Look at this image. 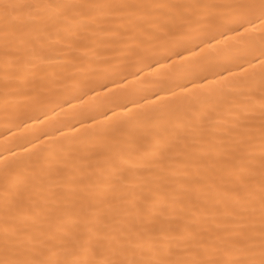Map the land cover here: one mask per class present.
<instances>
[{"label":"snow or ice","instance_id":"obj_1","mask_svg":"<svg viewBox=\"0 0 264 264\" xmlns=\"http://www.w3.org/2000/svg\"><path fill=\"white\" fill-rule=\"evenodd\" d=\"M0 114V264H264V0H0Z\"/></svg>","mask_w":264,"mask_h":264},{"label":"bare ground","instance_id":"obj_2","mask_svg":"<svg viewBox=\"0 0 264 264\" xmlns=\"http://www.w3.org/2000/svg\"><path fill=\"white\" fill-rule=\"evenodd\" d=\"M130 89L131 90L129 91L120 92V98L118 101L120 104H127L128 108L135 107L137 109L144 110L147 108H151L154 104H159L161 102V96L163 94L153 95V93L157 91L155 87L146 86L134 82L132 85H130ZM95 103V101L89 99L82 107L85 108V115L95 117V120L99 124L107 123L109 121V118L119 120L124 115V111L121 108H116L111 103H106L104 107H101L97 110L87 109V104ZM107 108H111L112 111L108 112L105 116L99 114L100 112H104ZM52 120L55 121V123L49 124L48 122H45L42 125H36L35 127L38 129V131H36L35 133H32L30 129L28 133L17 134L27 135V137L30 139L31 134L39 135L40 132H47L48 136L41 138L44 145L46 146L50 140H57L60 137L74 135L76 133V128L81 127L80 125H77L76 128L73 129L61 127V124L67 122L68 120L67 116L63 113L59 115H52ZM90 123L91 121L89 120L84 121L85 125ZM4 127L5 124L3 121V117L2 114H0V132H3ZM57 128H59V131H56ZM13 131L16 132L15 129H13ZM11 139L12 138L8 133H4V136L0 137V157H6L10 159L12 158V154H15L17 158L27 159V157L25 156V150L29 148V145L25 144L23 149H18L11 143ZM5 147L11 148V153L5 152Z\"/></svg>","mask_w":264,"mask_h":264}]
</instances>
